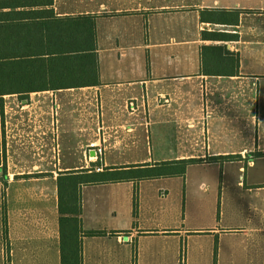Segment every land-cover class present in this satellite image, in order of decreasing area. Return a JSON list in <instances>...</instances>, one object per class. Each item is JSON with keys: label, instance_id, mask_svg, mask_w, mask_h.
I'll return each mask as SVG.
<instances>
[{"label": "crops", "instance_id": "0c3cea01", "mask_svg": "<svg viewBox=\"0 0 264 264\" xmlns=\"http://www.w3.org/2000/svg\"><path fill=\"white\" fill-rule=\"evenodd\" d=\"M203 47L234 73L203 74ZM143 134L171 155L141 156ZM190 158V180L82 186L83 230L107 232L81 238L82 264H181L184 242L188 264H264V0H0V264H62L60 173ZM171 178L222 192L148 196ZM152 201L194 219L129 230Z\"/></svg>", "mask_w": 264, "mask_h": 264}, {"label": "trees", "instance_id": "16d2710c", "mask_svg": "<svg viewBox=\"0 0 264 264\" xmlns=\"http://www.w3.org/2000/svg\"><path fill=\"white\" fill-rule=\"evenodd\" d=\"M206 47L202 53V72L205 75H223L221 67L225 62L224 75H231L237 66L238 60L235 57L225 58L218 62L207 58ZM258 155H260L258 153ZM239 156L211 157L213 160H235ZM203 159L190 158L174 161H167L155 164H135L126 167H106L101 171L95 169L97 164L90 168L62 172L58 176V198L60 213V238L62 264H82L81 238L83 236H103L106 231L90 230L85 231L81 225L80 191L82 186L105 184L111 182H122L129 180L153 179L163 176H182L188 166L203 162ZM6 233V232H5ZM8 248L7 236L5 240Z\"/></svg>", "mask_w": 264, "mask_h": 264}, {"label": "rangeland", "instance_id": "374dc122", "mask_svg": "<svg viewBox=\"0 0 264 264\" xmlns=\"http://www.w3.org/2000/svg\"><path fill=\"white\" fill-rule=\"evenodd\" d=\"M140 132H144L143 128H140ZM168 135L171 136L170 133H168ZM171 142H173L171 138H167L164 140L165 144H170ZM205 143H206V140H205ZM148 150H150V153H149L150 157L148 158H152V159L156 157L171 155V154H168L167 152L162 151V147L160 145V139L158 138L157 135L153 137L152 141H149L147 144L145 135L143 134L142 141H141V149L138 152L141 156L143 154V156L145 157L148 155ZM151 151L153 152V154L151 153ZM125 154H126L125 156L126 158H130V156L132 155V153L128 151H126ZM62 157L70 161L71 162L70 164H73L72 162L74 160H77V157L73 154L71 150H70L69 156L63 155ZM187 170H186L187 172L186 177L187 178L189 177V180H190V178L193 175V171H191L192 167H190L189 169L187 168ZM208 170L209 168L207 170H203V173ZM200 183L195 184L193 192L190 190V181L184 184V179L182 178H171V179H165V180L162 179L160 181L158 180L150 181L149 183H146L145 186H149L151 188V192L148 194V196H154L156 193L161 196L167 195L168 200L170 201V203H172V207L174 209H177L178 201L184 193L185 195H192L191 197L196 198L198 201L200 200L206 201L205 199L209 198L210 195H213L215 193L217 197H220V193L222 192L220 183L214 184L212 186L211 184L209 186L208 181H204L203 183L202 182ZM160 186H162L163 188L159 192L158 191L156 192L155 188L160 187ZM225 192L229 193L228 184L225 186ZM137 194H138L137 189H135V191L134 190L131 191V196H134L133 197L134 205H135V198L137 200V197H138ZM80 200H81V196H80ZM229 203H230V200H229ZM149 205L154 208L153 212H147V210H144V212L142 213V218L138 216L137 212H134L136 213V215H131L129 220L127 219L123 220L124 222L129 221L130 223L129 230H137V229L141 230L142 227H146V228L158 227L160 229H163L162 227H168L171 224V222L175 219L181 220L183 219V217H185L186 220L190 222H192L194 219V216L190 214H185V216L178 217L177 215L173 214L172 212H168V211L167 212H162V211L156 212L157 208L160 206L159 202H156V201L150 202ZM197 216L199 218L198 214ZM181 226L185 227L184 224H181ZM217 226H219V224ZM208 237H211V236L210 235L205 236L204 234H201V236L198 238L194 237V239H192L191 241V244L195 242L202 243V245L207 250L209 247ZM182 257L184 258V261L183 262L181 261V264H188L189 250H188V246L186 242H184V245H183ZM185 258H186V263H185Z\"/></svg>", "mask_w": 264, "mask_h": 264}, {"label": "built area", "instance_id": "2783aa9c", "mask_svg": "<svg viewBox=\"0 0 264 264\" xmlns=\"http://www.w3.org/2000/svg\"><path fill=\"white\" fill-rule=\"evenodd\" d=\"M130 104L132 105V103ZM104 151L105 148L101 138H96L95 140L89 143L88 156L90 159L95 161H101L104 156ZM98 170H100V168Z\"/></svg>", "mask_w": 264, "mask_h": 264}, {"label": "bare ground", "instance_id": "6f19581e", "mask_svg": "<svg viewBox=\"0 0 264 264\" xmlns=\"http://www.w3.org/2000/svg\"><path fill=\"white\" fill-rule=\"evenodd\" d=\"M130 103H132V105ZM130 103H129V107H133L134 103L133 102H130ZM102 160H103V158H102Z\"/></svg>", "mask_w": 264, "mask_h": 264}]
</instances>
